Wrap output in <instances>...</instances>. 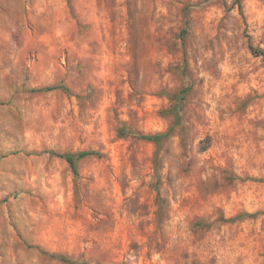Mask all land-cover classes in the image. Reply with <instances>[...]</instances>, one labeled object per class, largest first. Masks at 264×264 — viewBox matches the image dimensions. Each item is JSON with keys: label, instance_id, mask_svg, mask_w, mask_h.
<instances>
[{"label": "rangeland", "instance_id": "obj_1", "mask_svg": "<svg viewBox=\"0 0 264 264\" xmlns=\"http://www.w3.org/2000/svg\"><path fill=\"white\" fill-rule=\"evenodd\" d=\"M248 39L264 0H0V264H264Z\"/></svg>", "mask_w": 264, "mask_h": 264}, {"label": "trees", "instance_id": "obj_2", "mask_svg": "<svg viewBox=\"0 0 264 264\" xmlns=\"http://www.w3.org/2000/svg\"><path fill=\"white\" fill-rule=\"evenodd\" d=\"M248 40H249L248 46H249V49L251 50V52L255 55H262V57L264 59V51L261 49H257L251 43L250 39H248ZM59 86H61V85H59ZM57 87L58 86H48L45 89L40 88L39 90H52V89L57 88ZM187 91H188V89H182L180 91L181 96L179 97V101H177L174 105H172L169 109L166 110L168 113H171L175 116V118H176L175 124L180 123L179 120H180V117L182 115V110H183L184 100H185V93ZM174 125L169 127L164 132L146 133V134H140L138 136L144 140L154 142L157 145V147L159 148L162 141L164 139H166L172 133ZM51 154H54L60 158L65 159L69 163L70 167L72 168V170L75 174L77 173V161L79 159L84 158L88 155H92V154H98L99 155V153H96L95 151H92V150H81V151H78L75 153H71V152L54 153L53 151H51ZM244 215H248V214L247 213H241V214L236 215L235 217L228 218L226 220L232 221V220L240 218ZM52 256L57 257L62 261L70 262L69 259L62 254L53 253Z\"/></svg>", "mask_w": 264, "mask_h": 264}]
</instances>
